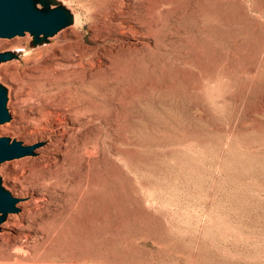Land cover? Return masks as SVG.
Listing matches in <instances>:
<instances>
[{"label": "rangeland", "instance_id": "374dc122", "mask_svg": "<svg viewBox=\"0 0 264 264\" xmlns=\"http://www.w3.org/2000/svg\"><path fill=\"white\" fill-rule=\"evenodd\" d=\"M58 1L71 13L98 3ZM159 21L153 49L126 38L131 45L110 56L116 77L97 80L110 126L95 144L86 199L46 249L49 264H264V0H175ZM81 29L87 44H110L93 39L92 19ZM64 37L75 39L66 33L63 47ZM15 38H0V53ZM18 78L9 71L0 84L8 91ZM28 129L19 121L0 137L25 145L46 137ZM25 159L4 172L15 180L0 167L18 199L32 191ZM17 241L0 237V264H13Z\"/></svg>", "mask_w": 264, "mask_h": 264}, {"label": "bare ground", "instance_id": "6f19581e", "mask_svg": "<svg viewBox=\"0 0 264 264\" xmlns=\"http://www.w3.org/2000/svg\"><path fill=\"white\" fill-rule=\"evenodd\" d=\"M86 9L71 13L73 23L39 45L29 43V33L25 34L26 39L14 37L9 52L16 56L0 63V77L9 71L19 75L8 83L13 118L0 124V133H9L19 121L27 125L30 132H46V137L35 143L33 154L7 160L1 165L4 173L13 161L21 162L25 158L30 161L27 168H22L28 174L32 191L23 194L16 203L18 211L8 214L0 226V237L13 236L18 240L9 256L13 264H49L51 261L46 249L59 235L60 227L77 213L86 199L95 144L102 134V124L110 126V120L101 113L104 99L99 98L102 94L97 90V80L108 82L116 77L109 71L110 56L112 59L115 52L131 45L126 38L136 41V47L153 49L148 40H156L163 27L159 18L167 12L173 13L175 0H98L93 8ZM145 10L144 20L139 14ZM90 19L95 32L93 39L109 42L108 46L98 49L86 43V34L81 28ZM68 32L75 35V39L64 37L63 47L58 39ZM24 86L29 87L28 92H24ZM17 96L19 107L14 103ZM28 100L35 103L26 114L21 105ZM109 104L118 109L121 101L111 99ZM5 174L6 181L16 178V175ZM37 211L45 213L46 217L27 226L21 217ZM34 227L41 233L42 240L34 233Z\"/></svg>", "mask_w": 264, "mask_h": 264}, {"label": "water", "instance_id": "95a60500", "mask_svg": "<svg viewBox=\"0 0 264 264\" xmlns=\"http://www.w3.org/2000/svg\"><path fill=\"white\" fill-rule=\"evenodd\" d=\"M73 21L71 12L56 0H0V38L11 39L30 33L33 36L32 45H38ZM15 56L12 52L0 53V63ZM7 105L8 91L0 84V124L11 119ZM35 147L36 144L25 145L6 136L0 137V166L7 160L33 154ZM18 200L3 186L0 177V226L8 214L18 211Z\"/></svg>", "mask_w": 264, "mask_h": 264}]
</instances>
